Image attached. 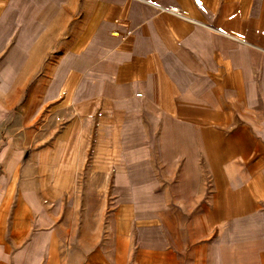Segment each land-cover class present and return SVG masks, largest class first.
<instances>
[{
	"label": "crops",
	"instance_id": "1",
	"mask_svg": "<svg viewBox=\"0 0 264 264\" xmlns=\"http://www.w3.org/2000/svg\"><path fill=\"white\" fill-rule=\"evenodd\" d=\"M116 18L131 21L130 37L113 34ZM260 29L264 40V0L0 2V139L6 124L22 125L0 148V264H98L92 254L113 252L120 264H264ZM67 92L92 111L71 187H58L45 175L54 149L26 151ZM92 135L104 158L95 169L114 174L116 214L92 202L79 212Z\"/></svg>",
	"mask_w": 264,
	"mask_h": 264
},
{
	"label": "rangeland",
	"instance_id": "2",
	"mask_svg": "<svg viewBox=\"0 0 264 264\" xmlns=\"http://www.w3.org/2000/svg\"><path fill=\"white\" fill-rule=\"evenodd\" d=\"M0 2L3 3L4 0H0ZM112 21L113 19L108 21L109 22L108 24L110 26H111ZM260 31L262 30L261 29L257 30V32L255 33L254 41L256 40L257 36L262 37L261 33H259ZM262 41L263 42L260 43V46L264 48V40L262 39ZM54 49H56V46L54 47ZM54 66H55V60L50 58V68ZM52 79L53 77L50 76V80ZM64 99L65 100L61 105H58L60 102H62L61 99L59 103H56L55 102L56 99H54V104H52V101H50V108L48 109V116L44 117V120L42 123L40 122L37 126H35L36 128H38L37 130L38 136L40 135L43 136L42 142L40 140L37 142L34 141L31 148L27 149L26 151L27 153L30 152V150L32 152H35L42 145L46 147L48 146L50 149L52 148L55 149L57 147L56 143H59V141L61 140L63 141V139L65 140L67 132L69 131L68 130L69 126L74 121V118L76 117L77 112H76V109L74 108L73 101H72V104L70 103L72 99V94L69 92L65 93ZM101 113H104V111L97 110V114L96 116H94V118H96L97 121L102 119ZM5 126H6V128L4 129L5 134L0 139V148L9 149L11 148L10 145L12 143L13 137L20 135V132L22 131V125L18 123L17 124L14 123V125L6 124ZM96 126L97 125H95V131H96ZM90 137H92V140L87 146L88 154L81 158L82 162H81L80 169L78 170V173L76 176L77 188L75 189V194L73 192V194L76 197L81 198L82 201L85 202L84 204L79 205V212L81 213V215H84L86 213L88 214L90 209H88L89 205L87 203L92 202L93 204L96 203L95 205H96L97 214L110 213V211H112L113 214H116L118 209H115L116 204H111L113 194L110 193V188L114 185V174L113 173L111 175L104 174L103 172H101L102 169L100 170H98L97 168L95 169V161H99L100 159L103 160L104 158L93 157L92 149L95 148V146L93 145L94 135ZM22 159H24V156L21 158V164H22ZM6 164L7 163L5 162V165ZM12 174L13 173H10L8 175V179L11 177ZM20 175L21 173L17 175V179H16L17 182L20 180ZM37 176L38 175L34 173V176H33L34 180L37 178ZM1 177L2 176H0V178ZM107 186H108V189H107ZM73 194L71 195V197H73ZM88 199H90V201ZM67 207L69 208L68 210L69 212L72 213L74 211L72 210L73 208L72 204L67 205ZM129 214H130V223L128 226V238H127L128 242L127 243H128L129 249L131 250L132 246L134 245V237H133L134 224L131 222V217H132L131 210H129ZM72 217H73V214L70 216V218ZM81 221H82V226L88 223L87 220L83 219V216H81ZM102 222H104V220ZM70 224L71 225L67 230V232L70 233L69 234L70 236H66L67 243L65 242V246H64L65 259H68L69 257L71 258L72 256V253H70L71 251L68 252V250H70L71 248L67 247L69 244L73 245V238L71 237L72 235L71 232L73 231L72 220L70 221ZM115 241H116V238L113 237L114 244H115ZM79 255H80V259L84 261L88 259L89 254L80 253ZM131 255L132 254L129 253V256ZM94 256L95 255L92 254L90 258L95 259L98 264H104L106 259L109 263H112V264H120L122 261V253H119V252H113L112 254L111 253L96 254V257Z\"/></svg>",
	"mask_w": 264,
	"mask_h": 264
},
{
	"label": "bare ground",
	"instance_id": "3",
	"mask_svg": "<svg viewBox=\"0 0 264 264\" xmlns=\"http://www.w3.org/2000/svg\"><path fill=\"white\" fill-rule=\"evenodd\" d=\"M66 83V88L71 90L73 88L72 79L69 78ZM79 99L81 100V97ZM76 101L74 105L76 106L75 109L78 115L75 119V122L70 124L66 139L56 143L57 147L53 150L55 155L50 156V166L45 172L47 180L51 182L53 181L54 185L58 187L61 185L71 187V183L75 176V166L77 159L76 152L78 147L83 145L82 142L85 139V129L89 123V113L92 111L91 108L83 106L81 102L78 105V101ZM70 103L72 104V99ZM104 129H102L103 132ZM56 151L58 152V156L56 155ZM128 179H132L131 174H128Z\"/></svg>",
	"mask_w": 264,
	"mask_h": 264
},
{
	"label": "built area",
	"instance_id": "4",
	"mask_svg": "<svg viewBox=\"0 0 264 264\" xmlns=\"http://www.w3.org/2000/svg\"><path fill=\"white\" fill-rule=\"evenodd\" d=\"M111 28H112L113 34L117 36H121L122 38H128L132 34V23L129 19H126V18L113 19L111 23ZM255 42L256 43H254V45L256 47L261 48L260 43L263 42L262 37L257 36Z\"/></svg>",
	"mask_w": 264,
	"mask_h": 264
}]
</instances>
